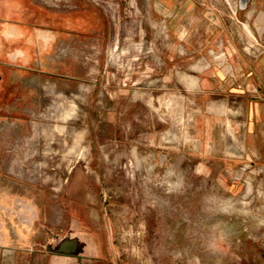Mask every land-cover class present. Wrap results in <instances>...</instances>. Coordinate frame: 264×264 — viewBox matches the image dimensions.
<instances>
[{"label": "rangeland", "instance_id": "1", "mask_svg": "<svg viewBox=\"0 0 264 264\" xmlns=\"http://www.w3.org/2000/svg\"><path fill=\"white\" fill-rule=\"evenodd\" d=\"M31 1L35 18L23 27L33 30V46L12 54L27 65L35 59L44 72L17 73L5 93L10 72L0 68L2 197L26 198L31 186L48 189L45 197L79 196L69 188L87 183L97 199L90 209L114 232L118 264H264V163L225 166L217 148L197 151V84L192 60L176 51L166 29L174 15L151 13L148 0ZM42 11L59 17L45 20ZM86 15L101 21L95 31L102 40H85L97 52L77 49L72 36L70 46L55 41L40 58L36 38L55 35L36 28L80 30ZM242 36L249 41L247 30ZM221 54L210 46L211 59L223 65ZM80 86L99 94L91 98Z\"/></svg>", "mask_w": 264, "mask_h": 264}, {"label": "crops", "instance_id": "2", "mask_svg": "<svg viewBox=\"0 0 264 264\" xmlns=\"http://www.w3.org/2000/svg\"><path fill=\"white\" fill-rule=\"evenodd\" d=\"M148 1L151 13L174 15L172 22H165L166 29L176 36V51L180 50L186 61L192 60L189 72L198 78L192 125L197 136V151L206 156L217 148L220 152L217 155L224 157L225 166L231 165L228 160L264 163V0H250L245 10L239 8V0ZM33 8L31 0H0V18L9 24L6 29L1 26L0 53L5 49L3 36L13 38L14 51H24L18 47L20 41L25 42L24 46H33L31 42L35 39L29 38L33 30L23 27L33 23ZM195 11L202 14L197 23L193 20ZM227 13L233 18L228 24ZM210 14H217L216 22L210 20ZM100 22L97 15H86L81 19L80 30L69 28V31L75 30L74 33L53 38L39 34L35 42L41 47L40 58L45 59V53H49L55 41L59 47H66L72 36L79 39L77 49H87L90 45L97 52L98 44L85 40L90 37L102 40L95 31ZM42 29L38 31L49 33ZM243 30L248 32V42L242 39ZM58 36L64 41L60 42ZM211 45L222 53L220 57L225 64L211 59ZM26 60L13 54L7 62L0 57V68L9 65L12 69L10 75H6L9 92L5 93L11 92L8 80L17 73L37 71L42 75L44 72L37 68L40 65H32L35 59L28 65ZM79 89L84 91L82 86ZM84 93L91 98L99 94L96 86ZM102 94L108 95V100L114 99L113 92L106 90ZM109 115L113 122V113ZM87 186L78 182L69 188V191H80L79 196L64 192L45 197L48 189L37 186H31L32 192L26 198H3L0 191V264H118L113 257L111 259L114 232L100 223L90 209L97 199L88 194ZM3 209L9 216L7 212L2 214ZM63 242L70 254L56 252Z\"/></svg>", "mask_w": 264, "mask_h": 264}, {"label": "flooded vegetation", "instance_id": "3", "mask_svg": "<svg viewBox=\"0 0 264 264\" xmlns=\"http://www.w3.org/2000/svg\"><path fill=\"white\" fill-rule=\"evenodd\" d=\"M43 15H44V19L46 20H54L56 18L59 17V15L57 14H54V13H51L49 11H42ZM9 24L6 23V21H4L3 19L0 18V32H2V29H1V26H4L6 29V26H8ZM24 25H27L29 26L30 24H24ZM32 25V24H31ZM30 25V26H31ZM28 28V27H27ZM37 30H41L40 28H36ZM42 30L44 31H48L50 34H54V35H62V34H71V33H74L76 32L75 30H70L69 29H63V28H60V29H47V27H44ZM30 34V32H29ZM3 36V35H2ZM13 38H6L5 36H3V39L5 41V49L3 50L2 53H0V57L3 61L7 62L8 61V57H10L12 55V52L15 50V45L11 43ZM25 42L23 41H20V45H18V47H22L24 46ZM17 45V44H16ZM29 45H25V47L27 48ZM23 48V47H22ZM24 49V48H23ZM6 69H8L9 72H12V69L9 67V65H6L5 66ZM2 73L0 72V80L2 79Z\"/></svg>", "mask_w": 264, "mask_h": 264}, {"label": "water", "instance_id": "4", "mask_svg": "<svg viewBox=\"0 0 264 264\" xmlns=\"http://www.w3.org/2000/svg\"><path fill=\"white\" fill-rule=\"evenodd\" d=\"M250 0H239V8L245 10L249 4ZM73 245V244H72ZM57 253H68L70 254L69 247L63 242L60 247L56 250Z\"/></svg>", "mask_w": 264, "mask_h": 264}, {"label": "bare ground", "instance_id": "5", "mask_svg": "<svg viewBox=\"0 0 264 264\" xmlns=\"http://www.w3.org/2000/svg\"><path fill=\"white\" fill-rule=\"evenodd\" d=\"M215 55H216V54H215ZM219 58H220V57H219ZM190 79L193 81L194 84H197V83H198L196 77H193V76H192ZM72 107H73V106H72ZM72 111H74V108L72 109ZM70 114H71V112L66 113V115H68V116H69ZM64 118H65V117H64ZM39 126H40V125H39ZM56 126H57V125H56ZM36 134H37V133H36ZM49 143H50V142H49ZM46 145H47V144H46ZM37 170H38V169H37Z\"/></svg>", "mask_w": 264, "mask_h": 264}]
</instances>
